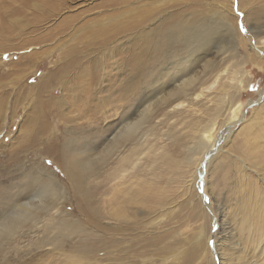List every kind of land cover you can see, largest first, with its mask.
Wrapping results in <instances>:
<instances>
[{"label":"rangeland","instance_id":"rangeland-1","mask_svg":"<svg viewBox=\"0 0 264 264\" xmlns=\"http://www.w3.org/2000/svg\"><path fill=\"white\" fill-rule=\"evenodd\" d=\"M229 2L0 0V217L27 200L23 184L44 160L102 154L122 128L124 92L156 84L135 139L103 153L86 195L69 180L60 209L0 245V264H264V35L253 31L255 46L238 35L227 82L215 85L213 59L190 36L224 22L234 32ZM239 3L256 8L245 19L255 30L260 0ZM181 64L190 71L177 80ZM134 155L127 200L114 176ZM57 213L81 227L62 247L46 244Z\"/></svg>","mask_w":264,"mask_h":264},{"label":"bare ground","instance_id":"bare-ground-1","mask_svg":"<svg viewBox=\"0 0 264 264\" xmlns=\"http://www.w3.org/2000/svg\"><path fill=\"white\" fill-rule=\"evenodd\" d=\"M204 31L206 30L193 32V34H190V36H193V39L195 41H198L200 35ZM258 52L259 56L264 59V41L263 47L258 48ZM191 78L192 79L187 78L186 80H184L180 87L183 88L190 85L194 80L193 76H191ZM216 81L217 78L214 82H212V85H215ZM175 89V92L180 91L178 87ZM172 96H174V92H168L167 95L163 96L158 101L157 105L169 103L170 97ZM181 105L182 104H179L178 106ZM155 107L156 104L153 102L147 104V106L138 115L139 118L136 119H133L132 117L131 120L126 121L123 116L120 121V124L122 126L121 130H119L116 136H114L109 141V144L106 145L105 149L102 151V154H100V152L98 154H95L96 156L94 157L93 155L95 152L92 153V150L89 155L81 159L79 171H74L69 179L72 182L77 194L86 195L87 181L98 172H100V169H102L103 165L105 164V156H103V153L113 151L115 155L116 148L123 144V141H133L138 130L143 129L146 123H148V121L150 120V115L154 111ZM141 160L142 158L137 155L129 157L128 159H123L120 163L122 168L118 170V176H114L116 180L119 179L121 181V184L118 186L117 190H119L120 193L126 191V193L123 194L125 195L124 198H127V200L131 199L130 196L133 194L132 192L135 189V183H133V181H126L125 179L133 178L134 172H136L140 167ZM30 184H23L25 185V190H28V193L26 194L27 200L20 201L23 197V193L19 194L21 198L16 202V206L13 207L12 211L10 210L11 212L7 213L6 216L4 215L0 217V245H2L1 249H6V246L9 247L10 245L14 244L16 237L23 235L27 231V227L29 224L37 225V222L40 220L39 214L41 211L60 209V207L64 204V192L59 195L57 206L52 207V200L49 197L48 192L34 185V183L31 184V186ZM44 227L47 232H55L52 237L49 236V239H46V244L59 247H62L64 245V237L72 233L81 232V227L77 222H74L70 218H65L58 213L57 216L54 217L53 222H51L50 225Z\"/></svg>","mask_w":264,"mask_h":264},{"label":"snow or ice","instance_id":"snow-or-ice-1","mask_svg":"<svg viewBox=\"0 0 264 264\" xmlns=\"http://www.w3.org/2000/svg\"><path fill=\"white\" fill-rule=\"evenodd\" d=\"M258 7L260 9L261 16L264 17V0H260ZM249 8L251 11L256 10L253 5H249ZM221 11H223V9H221ZM251 11H241L239 0H230L228 12L234 13V16L231 18L235 20V31L233 32L227 22H224L219 27L213 26L212 28L204 31L200 35L198 42L194 45L195 49L203 50L207 56L213 59L214 63L211 65V70L213 73L219 72L217 80L223 77L224 81L227 82L229 77V68H231L229 60H235L237 58L236 56H232L231 53L238 54L239 52L237 44L238 35L249 37L248 43L252 46H255L257 43L255 39L251 38L253 31L259 33L260 35H264V20H262L261 24L258 25L255 30L251 24L248 26L245 25V19L251 14ZM221 45H225L227 47L229 55H224V49H220ZM217 49H220V51H216ZM189 71L190 69L181 64L174 66L171 73L177 80H179L182 76L187 75ZM155 87L156 84L151 77H145L139 80L134 87L128 88L124 92L121 98V103L124 106L123 113L125 114L124 119L126 121L131 120V118L135 116L141 108L146 107L149 103L150 93ZM57 163L59 166L53 167L52 159L44 160L43 164L31 177L34 185L48 192L49 197L52 200V207L57 206L59 195L66 188L72 173L74 171H79L81 159L78 156H69ZM45 165L47 167H45ZM62 168L64 171L61 170ZM204 199L207 203V197H204Z\"/></svg>","mask_w":264,"mask_h":264}]
</instances>
